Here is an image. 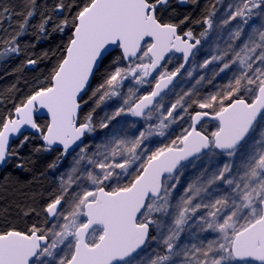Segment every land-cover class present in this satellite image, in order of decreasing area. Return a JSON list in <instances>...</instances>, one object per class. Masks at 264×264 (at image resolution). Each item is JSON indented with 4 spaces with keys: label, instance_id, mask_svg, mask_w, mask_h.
I'll use <instances>...</instances> for the list:
<instances>
[{
    "label": "snow or ice",
    "instance_id": "6c2138e0",
    "mask_svg": "<svg viewBox=\"0 0 264 264\" xmlns=\"http://www.w3.org/2000/svg\"><path fill=\"white\" fill-rule=\"evenodd\" d=\"M168 3L81 0L54 26L67 30L62 55L47 83L0 120V165L25 126L46 151L72 149L75 162L59 177L43 222L0 231V264H264V0H232L217 19L213 4L198 35L180 28L187 17L179 24L163 18ZM56 7L66 11L62 2ZM33 15L30 9L3 52L19 53L18 36ZM218 76L223 85L197 99V86ZM89 93L94 107L84 114ZM193 104L201 111L189 113ZM40 110L50 117L45 129L34 119ZM185 115L187 126L172 129ZM212 121L214 130L203 131ZM97 128L108 131L88 152L83 138ZM193 157L220 163L173 199L183 162Z\"/></svg>",
    "mask_w": 264,
    "mask_h": 264
},
{
    "label": "trees",
    "instance_id": "16d2710c",
    "mask_svg": "<svg viewBox=\"0 0 264 264\" xmlns=\"http://www.w3.org/2000/svg\"><path fill=\"white\" fill-rule=\"evenodd\" d=\"M63 3L66 11L57 10V4ZM81 0H0V120L11 113L20 101L47 83L48 77L58 63L66 43V33H60L55 25L62 16L70 15ZM70 6V7H69ZM34 15L22 35L18 36L19 53H7L2 50L11 37L18 34L19 25L29 10ZM209 12L204 0H189L187 7H181L176 0L163 6L161 15L169 22L180 23L182 30L191 29L194 34L203 31L198 23ZM48 21V30L39 31L41 22ZM203 41V40H202ZM118 54V51H115ZM36 60L28 65V60ZM106 65L95 77L99 84L104 76ZM90 96V93H89ZM89 96L85 99L89 100ZM89 102L83 104L82 113H88ZM193 109L190 113H194ZM41 129L47 127L46 119H38ZM27 137V142L24 137ZM42 138L34 134H25L12 145L14 153L4 170H0V231L9 227L26 230L32 223L43 222L42 209L48 201L57 195L53 176L65 162L68 155L58 149L44 150ZM55 164V167L52 165ZM23 165V167H18ZM27 213H31L28 215ZM39 214V215H37Z\"/></svg>",
    "mask_w": 264,
    "mask_h": 264
},
{
    "label": "rangeland",
    "instance_id": "374dc122",
    "mask_svg": "<svg viewBox=\"0 0 264 264\" xmlns=\"http://www.w3.org/2000/svg\"><path fill=\"white\" fill-rule=\"evenodd\" d=\"M192 1H197V0H192ZM230 2H232V0H204V4L206 6H208L209 12L212 10V5L215 4L217 12H216V17H214V19H217V18L220 17V15L225 11L226 6ZM258 22L259 21L257 19H254L253 21H251V23H253V24L258 23ZM233 23H235V22H233ZM228 27H231V25H229ZM223 32L225 33V38H226L227 28H224ZM214 35H215L214 33H210L208 38H207V40H203L202 41V44L203 45L209 44L214 39ZM218 43H219V45L221 47L224 46L223 45V39L219 40ZM236 44L239 45L240 41H236ZM210 51H211V49H206L205 52L202 55H208ZM200 58H201L200 56H197V61H199ZM173 63L175 64L176 62L173 61ZM171 67H172V65H169V68H171ZM211 67H212V65L209 66V68H211ZM204 71H207V70H204ZM221 76H223V74H221ZM194 78H195V75H194L193 79ZM205 79L207 80L208 77H206ZM102 80H101V82H102ZM128 83L129 82L126 81L125 85L128 86ZM223 83H224V81L221 80L220 76L216 77V79L213 80V82L211 84L202 82V84H203L202 87L201 86H197L200 89V92L196 96V98L199 99V98L205 96L206 94H209L217 86H222ZM96 85H98V84H96ZM96 85H94L93 88ZM89 97H91V93H90ZM190 99H191V97H187L186 98V100H190ZM94 100H95L94 97L89 98L88 102H89L90 106L88 107V112H90L92 110V108L94 107ZM168 102H169L168 100L165 101V106H167ZM110 103L115 104L116 101L113 100ZM105 107H107V104L101 106V108H97L96 112L93 113L94 122L96 121L97 117L102 115L103 110H104ZM193 109H195L196 111H201L195 104H193L188 109V112L190 113ZM185 121H189L190 122L188 115H185L184 120H180V121H178V123L172 125V129L179 128L181 125L187 126ZM113 123H115V122H113ZM138 127H139V125H138ZM214 127H215V123L210 122L209 124H206L204 129H202V130L210 133L211 131L214 130ZM107 131H108L107 129L97 128L95 133L89 135L88 139L85 141V144L87 145V151L88 152H91L94 149L95 144L98 143L99 140L104 137V134ZM135 131H136V129H131L130 133L131 132H135ZM169 131H171V129ZM252 137H253V139H258L259 138V130H257L255 133H253ZM161 139L162 138H160V137H153V140L156 141L157 143ZM163 139H166V137L163 138ZM74 162H75V153H71V154H69L67 156L65 162L61 165L59 170L54 174L53 180H54V184L56 185V188H57V194H59V192L61 191L60 183H59V177L61 175H65L68 172V170L73 166ZM218 163H220V158L219 157H213L211 159L202 157L201 159H194L192 161H189V162L185 163V164L188 165V167L185 168L184 174L179 177V185H178L176 191L173 192L172 198L176 199L177 193L180 192L181 187L186 185L187 183L191 182L192 180H194L195 177L197 175H199L201 171H203L205 168H207L209 171H211L212 168L215 166V164H218ZM206 174L207 173H205V175ZM71 194H72V190L70 189L68 194H67V196H71ZM67 196H66V199H67ZM194 231H195V229H194ZM203 235L204 236H208L209 234L208 233H204ZM185 238H186L185 236L181 237L182 240L185 239Z\"/></svg>",
    "mask_w": 264,
    "mask_h": 264
},
{
    "label": "water",
    "instance_id": "95a60500",
    "mask_svg": "<svg viewBox=\"0 0 264 264\" xmlns=\"http://www.w3.org/2000/svg\"><path fill=\"white\" fill-rule=\"evenodd\" d=\"M171 1H172V0H169V3H170ZM176 1L178 2V4H179L181 7H187L188 4H189V0H187V2H183V3L181 2V0H176ZM169 3H168V4H169ZM166 6H167V5H166ZM115 51H118V50H115V49H114V52H115ZM177 55H179V54H177ZM82 109H83V105H82L81 111H82ZM34 119L36 120V122H37L38 119H46V120L49 122L50 117H49V114L46 112V110H40V111H38L37 113L34 114ZM212 123H216V122H215V121H212ZM198 128H199V126H198ZM25 134H34V135H36V136H38V137H41L40 134L37 133L35 129H31V128L28 127V126H25L24 128L21 129V133H20L19 136H15L14 138H12V139L10 140V149L12 148L13 143H14L15 141H17L18 139H20V138H21L22 136H24ZM86 135H87V134H86ZM86 135H85V137L83 138L84 143H85ZM42 144H43V146H45L43 140H42ZM59 147H60V146H52V149L55 150V149H58ZM71 153H73L72 149L69 150V154H71ZM194 159H196V158L193 157V158H191L189 161H192V160H194ZM9 160H10V159H9ZM9 160H8L4 165H0V170H4V169H5L6 165H7L8 162H9ZM189 161H185V162H183V163L185 164V163H187V162H189Z\"/></svg>",
    "mask_w": 264,
    "mask_h": 264
},
{
    "label": "flooded vegetation",
    "instance_id": "af4514ba",
    "mask_svg": "<svg viewBox=\"0 0 264 264\" xmlns=\"http://www.w3.org/2000/svg\"><path fill=\"white\" fill-rule=\"evenodd\" d=\"M88 137H89V135L87 134V135H86V139H85V141L88 139Z\"/></svg>",
    "mask_w": 264,
    "mask_h": 264
}]
</instances>
